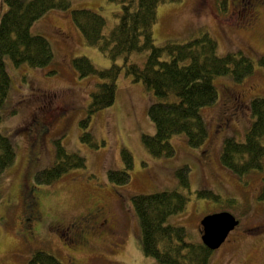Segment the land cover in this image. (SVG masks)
<instances>
[{"label": "rangeland", "instance_id": "1", "mask_svg": "<svg viewBox=\"0 0 264 264\" xmlns=\"http://www.w3.org/2000/svg\"><path fill=\"white\" fill-rule=\"evenodd\" d=\"M262 1L258 4L245 0L247 9L243 15L233 0H183L159 6L153 28L155 45L186 42L208 32L218 43V54L240 51L255 65L254 74L242 82L221 76L215 79L220 99L201 111L209 132L207 141L203 146L192 147L184 134L175 135L171 138L177 150L174 157L155 156L144 145L142 135L156 133L148 112L156 97L142 81L134 80L126 66L117 80L115 102L93 113L85 129L81 125L100 81L96 75L81 76L73 60L86 56L100 70L109 68L112 60L98 47L85 43L72 11L98 12L106 18L108 34L119 21L120 3L71 0L68 9L54 8L33 26L35 33L45 35L51 42L56 63L45 69L7 63L12 86L2 109L0 128L13 140L16 156L0 177V264H27L32 254L41 249L68 264L69 250L74 247L65 244V236L53 223H67L85 214L96 201L105 211V232L77 252V264H159L143 252L141 225L132 196L174 189L189 200L185 210L171 215L168 223L186 227L193 242L202 240L201 222L209 214L228 211L240 220L229 241L213 252L209 264H264V202L260 200L264 195V168L239 176L221 162L225 139H245L254 120L250 102L264 97V67L259 63L264 56ZM254 8L260 16L252 25ZM6 10L5 0H0V18ZM148 54L147 50L133 52L129 60L143 67ZM123 56L114 62L124 65ZM51 68L56 72L50 75ZM43 105L45 108H41ZM37 113L51 122L43 139L27 130ZM84 130L91 133V139H81ZM57 141L68 152L84 156L86 164L73 167L51 183L38 184L43 191L39 196V215L33 220L30 217V227L26 229L22 225L26 215L20 183H27L28 179L34 183L37 171L55 163ZM123 149L133 155L131 179L126 184H115L109 180L108 171L125 168ZM27 158L29 167L25 165ZM184 165L190 167V189L180 183L176 173ZM28 173L30 176L25 178ZM201 188L214 191L220 196L219 201L199 197L197 191ZM257 228L262 231L248 230Z\"/></svg>", "mask_w": 264, "mask_h": 264}, {"label": "trees", "instance_id": "2", "mask_svg": "<svg viewBox=\"0 0 264 264\" xmlns=\"http://www.w3.org/2000/svg\"><path fill=\"white\" fill-rule=\"evenodd\" d=\"M109 1L120 3L122 10L118 13V23L108 34H105L106 18L98 12L89 9L72 11L73 21L82 33L85 43L98 47L112 60L109 68L101 70L86 56L73 60L81 76L96 75L100 81L92 92L89 114L81 120V125L85 129L93 113L115 102L117 80L122 67L126 66L127 72L133 74L134 80L142 81L147 90L153 92L156 97L148 110L156 126V133L142 135L143 143L149 152L155 156L174 157L177 150L171 138L178 134H184L192 147L203 146L209 132L201 111L206 106L216 104L220 99L219 84L215 79L221 76L242 82L254 74V62L240 51L218 54V43L208 32L186 42L169 41L162 46L155 45L153 28L157 22L159 6L183 0ZM5 2L7 10L0 18V127L3 120L2 109L12 86L7 63L14 66L25 63L29 67L41 69L53 66L56 60L52 44L45 35L35 33L33 26L50 10H66L71 5V0ZM146 50L149 54L143 67L130 62V54ZM122 55L124 65L114 62ZM259 63L264 67V56L259 59ZM55 72L53 68L48 70L50 75ZM249 107L254 120L246 131L245 139L241 141L235 137L226 138L221 152L222 164L239 176L264 168V97L253 98ZM81 139H91V133L84 130ZM57 144L55 163L37 171L34 183L29 181L22 185L21 195L28 227L30 217L31 220L36 219L34 211L39 207V196L43 192L37 187L38 184L51 183L73 167H84L86 164L84 156L78 152H68L60 141H57ZM15 156L13 140L0 128V177L14 161ZM122 158L125 168L108 171L109 180L115 184H126L131 179L133 155L129 150L123 149ZM176 173L180 183L190 189L189 165L178 168ZM197 194L199 197L216 201L220 198L214 191L206 188H201ZM188 200V196L177 189L132 196L141 225L143 252L159 264L210 262L213 254L210 248L202 241H191L186 227L168 223L171 215L185 210ZM260 200L264 202V195L260 196ZM248 230L262 231L261 228H257V231ZM63 241L67 246L70 243V240L65 238ZM27 264L62 262L51 252L41 249L32 254Z\"/></svg>", "mask_w": 264, "mask_h": 264}, {"label": "flooded vegetation", "instance_id": "3", "mask_svg": "<svg viewBox=\"0 0 264 264\" xmlns=\"http://www.w3.org/2000/svg\"><path fill=\"white\" fill-rule=\"evenodd\" d=\"M253 1L254 3L257 2L258 4L259 2L261 3V0H253ZM233 2L237 10L239 8L242 9L240 12V15H243V10L247 9L245 0H233ZM253 5L249 8L250 10L252 9ZM259 16H260L259 10L257 8H254V13L251 14L252 25L257 22V20L259 19ZM50 105H51V102H50ZM45 106L46 105H43L41 106V108L43 107L45 108ZM236 109H237L236 105L233 106V110L236 111ZM50 125H51L50 121L47 122L44 116L41 117L39 113H37L34 115L33 121L30 122L29 128L27 129L32 134H39L40 139H43L46 132L49 130ZM36 160L37 159L35 158V161ZM25 165L26 167L30 166L29 158H27ZM24 181H25V178H24ZM22 185L23 184L20 183L21 193L23 192ZM34 212L36 213V217H37L39 215V207ZM106 223H107V219H106L104 208L101 205V203H98L97 201L93 203V205L88 209V211L85 214L79 215L67 223H63V222L53 223V227L57 229L59 234L61 233V235L65 236L64 237L65 239L70 240V243L68 242L69 243L68 246L70 248L74 247V249L71 248V250H69L70 252H69L68 264H77V256H76L77 252H80L83 249L90 246L92 240L95 238L96 235L104 234ZM22 225H24L26 229L28 228V226L26 225L25 218L24 219L22 218ZM230 236L231 234L227 238L226 242L229 241ZM225 243L221 247H223Z\"/></svg>", "mask_w": 264, "mask_h": 264}, {"label": "water", "instance_id": "4", "mask_svg": "<svg viewBox=\"0 0 264 264\" xmlns=\"http://www.w3.org/2000/svg\"><path fill=\"white\" fill-rule=\"evenodd\" d=\"M201 225L203 243L211 250H216L225 242L230 232L239 225V220L232 213L223 211L207 215Z\"/></svg>", "mask_w": 264, "mask_h": 264}]
</instances>
